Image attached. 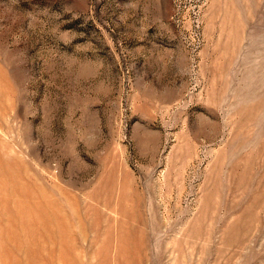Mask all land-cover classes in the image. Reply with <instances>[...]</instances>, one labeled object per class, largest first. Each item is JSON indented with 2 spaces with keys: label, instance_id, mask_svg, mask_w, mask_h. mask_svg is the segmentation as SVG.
<instances>
[{
  "label": "rangeland",
  "instance_id": "rangeland-1",
  "mask_svg": "<svg viewBox=\"0 0 264 264\" xmlns=\"http://www.w3.org/2000/svg\"><path fill=\"white\" fill-rule=\"evenodd\" d=\"M0 264H264V0H0Z\"/></svg>",
  "mask_w": 264,
  "mask_h": 264
}]
</instances>
